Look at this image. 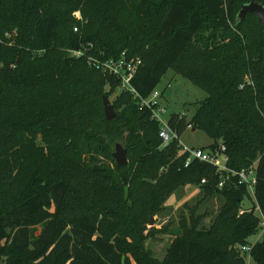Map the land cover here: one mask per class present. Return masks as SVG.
Wrapping results in <instances>:
<instances>
[{"label": "trees", "instance_id": "obj_1", "mask_svg": "<svg viewBox=\"0 0 264 264\" xmlns=\"http://www.w3.org/2000/svg\"><path fill=\"white\" fill-rule=\"evenodd\" d=\"M251 1L264 5L0 0V264H247L241 247L249 244L253 264H264L255 213L264 215V24L254 12L237 18ZM89 44L101 59L140 58L131 83L143 97L169 70L204 90L191 118L171 113L169 127L180 136L189 126L205 131L210 149L222 142L233 170L256 162L254 196L245 185L220 189L210 163L184 167L178 141L162 146L159 121L130 91L115 96L107 119L103 96L121 81L70 53ZM117 142L127 165L113 157ZM188 183L200 186L201 202L222 199L211 224L194 217L200 203L190 206L191 225L182 217L163 262L138 253L140 225ZM111 201L123 207L110 209Z\"/></svg>", "mask_w": 264, "mask_h": 264}, {"label": "rangeland", "instance_id": "obj_2", "mask_svg": "<svg viewBox=\"0 0 264 264\" xmlns=\"http://www.w3.org/2000/svg\"><path fill=\"white\" fill-rule=\"evenodd\" d=\"M158 88L164 93L163 103L167 107L164 114L166 120L171 113L185 114L188 118H191L197 104L207 97V93L199 86L195 85L190 79L176 74L173 70H169L166 73ZM119 93L120 89L118 88L116 93L109 97L112 103L115 96ZM181 141L189 146L204 147L206 149H210V145L213 143V139L205 131L201 129L194 130L192 128L186 129L181 134ZM114 151L115 146L113 147ZM106 162L112 169L115 168V165L109 160L107 161L106 159ZM76 181L74 184H76ZM124 195L125 197L127 196L126 190H124ZM202 198L203 192L200 186L188 183L163 200L160 204L161 210L151 214L148 221L142 227L140 225L141 235L137 238V252H146L152 260L163 262L167 256L168 246L173 241L175 234L180 230L182 217H186L188 220L187 224L191 225L189 207L198 203L200 204L194 217L196 218L197 215H200L203 217L202 224L210 225L221 207L222 199L214 196L206 198L201 202ZM104 199H107V195H105ZM110 199L114 198L111 197ZM130 203L131 200L128 201V204ZM66 204L67 206L72 205L70 202ZM243 205L248 208L255 207L254 198L245 196L243 198ZM118 207L121 208L123 206L113 204L112 201L109 204L110 209H118ZM255 213L259 215L258 207H255ZM101 216L98 217V223H108V220ZM257 239L258 235H253L250 240L251 242H256ZM247 264H253L249 255L247 257Z\"/></svg>", "mask_w": 264, "mask_h": 264}, {"label": "built area", "instance_id": "obj_3", "mask_svg": "<svg viewBox=\"0 0 264 264\" xmlns=\"http://www.w3.org/2000/svg\"><path fill=\"white\" fill-rule=\"evenodd\" d=\"M73 15L78 19L82 18L80 11L74 12ZM74 30L79 31V27L76 26ZM6 36H9V33H7ZM93 47V44H89L87 47L79 48L78 50H71L70 53L73 56H77L78 58L85 57L90 65L101 68L103 71L117 77L121 81L119 86L120 90L130 91L134 95V98L138 99V102L142 108L151 110L152 118L159 121L161 125L160 137L162 138V146H167L172 141L177 140L180 146V153L185 155V160L183 163L184 167H189L195 159L210 163L215 166L217 173L220 175V180L218 183V187L220 189L227 185L230 187L245 185L249 189L250 193L254 196L255 186L257 183L256 162L247 168L236 171L229 168L227 165L229 157L225 152L226 146L222 142L217 148L214 149H204L202 147L189 146L183 143L181 141V136L169 127L168 119L166 120L164 118L167 107L165 103H163V91L157 87L148 97H143L132 86L131 81L139 65L141 64V59H129L125 53H123V55L117 59H101L88 52V50L93 49ZM189 128L192 127L189 126ZM206 182L207 179L203 178L202 184H205ZM259 214L261 217L259 236L261 237L264 236V215L260 209ZM252 246L253 244H249L241 248L242 251L246 252L250 256Z\"/></svg>", "mask_w": 264, "mask_h": 264}, {"label": "water", "instance_id": "obj_4", "mask_svg": "<svg viewBox=\"0 0 264 264\" xmlns=\"http://www.w3.org/2000/svg\"><path fill=\"white\" fill-rule=\"evenodd\" d=\"M248 12H254L257 15L259 21L264 24V5L262 3L251 1L249 3L243 4L237 15L238 20L244 19ZM103 104L106 118H114L116 116L115 106L106 95L103 96ZM113 157L120 166H124L129 163L128 150L121 142L116 143Z\"/></svg>", "mask_w": 264, "mask_h": 264}]
</instances>
